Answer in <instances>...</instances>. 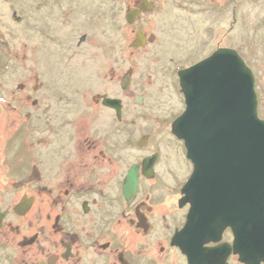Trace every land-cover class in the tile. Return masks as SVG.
<instances>
[{
  "label": "rangeland",
  "instance_id": "374dc122",
  "mask_svg": "<svg viewBox=\"0 0 264 264\" xmlns=\"http://www.w3.org/2000/svg\"><path fill=\"white\" fill-rule=\"evenodd\" d=\"M58 1L64 3L43 9L39 0H0V194L5 206L28 192L35 166L45 176L44 147L37 140L46 135L50 103L55 123H67L88 113L94 96L123 99L124 121H131L132 164L162 153L158 171L168 179L171 187L164 190L171 194L193 172L185 147L171 132V122L186 108L178 71L219 48L236 50L254 73L264 121V0H150L157 9L133 26L125 17L137 0ZM139 29L156 40L134 49ZM130 68L132 83L124 91ZM97 111L109 113L102 107ZM29 223L30 217L18 223L21 238ZM3 251L0 264H12L14 252L6 250L3 257Z\"/></svg>",
  "mask_w": 264,
  "mask_h": 264
},
{
  "label": "flooded vegetation",
  "instance_id": "af4514ba",
  "mask_svg": "<svg viewBox=\"0 0 264 264\" xmlns=\"http://www.w3.org/2000/svg\"><path fill=\"white\" fill-rule=\"evenodd\" d=\"M39 1L43 9L64 3ZM134 3L128 13L145 3L152 9L143 10L132 25L125 17L130 26L139 25L141 19L157 9L150 0ZM139 33L147 41L152 36L156 40L154 34L148 37L145 30L139 29L137 35ZM133 72L132 68L128 70L122 90L131 85ZM127 78L130 84L124 88ZM105 97L121 101L120 117L114 109L104 105ZM143 98L140 96L137 104ZM92 103L95 106L87 105L88 113H79L67 123H55L53 106L51 103L47 106L46 135L37 140V144L44 147L46 172L44 177L40 176L35 166L36 175L27 184L28 192L22 194L31 199L29 211L23 216L24 211L15 212L23 197L5 206L1 201L4 195L0 194V215L5 214L0 225L3 257L6 250H12V264H191L179 245L187 241L183 230L190 205L180 202L184 198L182 189L192 173L182 185L175 184L180 190L176 188L175 193H167L165 185L169 186L166 189L171 186L158 171L162 153L145 155L132 164L131 121H124V100L103 93L100 97L94 96ZM36 104L35 101L33 105ZM100 107L109 113L100 116L97 111ZM146 143L149 144V137ZM154 156L157 159L148 177L143 163ZM134 166L139 167L137 190L127 198L124 185ZM27 217H30L27 235L21 238L18 223ZM230 235L231 231L226 230L219 244L205 247L232 243ZM228 264H240L238 257L232 255Z\"/></svg>",
  "mask_w": 264,
  "mask_h": 264
},
{
  "label": "water",
  "instance_id": "95a60500",
  "mask_svg": "<svg viewBox=\"0 0 264 264\" xmlns=\"http://www.w3.org/2000/svg\"><path fill=\"white\" fill-rule=\"evenodd\" d=\"M148 3L127 14L132 25ZM139 33L132 44L152 43ZM185 111L172 124V134L184 143L193 165L182 189V205H190L179 245L191 264H228L234 255L240 264H264V121L258 113L255 76L240 54L219 49L210 57L178 73ZM130 84L127 78L126 88ZM141 103V102H138ZM104 105L122 113L120 100L105 97ZM157 156L143 163L146 176ZM139 167L126 177L124 194H135ZM31 199L23 197L15 212L25 215ZM0 215V225L2 218ZM226 230L232 243L219 244Z\"/></svg>",
  "mask_w": 264,
  "mask_h": 264
}]
</instances>
